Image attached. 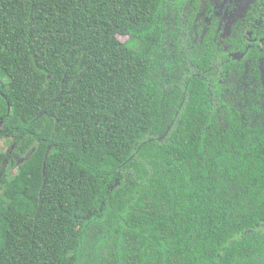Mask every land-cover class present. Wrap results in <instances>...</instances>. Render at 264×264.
<instances>
[{"label":"trees","instance_id":"16d2710c","mask_svg":"<svg viewBox=\"0 0 264 264\" xmlns=\"http://www.w3.org/2000/svg\"><path fill=\"white\" fill-rule=\"evenodd\" d=\"M162 5L0 0V264H264V129L176 69Z\"/></svg>","mask_w":264,"mask_h":264},{"label":"flooded vegetation","instance_id":"af4514ba","mask_svg":"<svg viewBox=\"0 0 264 264\" xmlns=\"http://www.w3.org/2000/svg\"><path fill=\"white\" fill-rule=\"evenodd\" d=\"M162 6L160 47L176 69L188 60L184 70L203 75L210 106L224 111L220 118L231 113L243 126L264 129V0H163ZM197 53L199 65L192 60Z\"/></svg>","mask_w":264,"mask_h":264},{"label":"rangeland","instance_id":"374dc122","mask_svg":"<svg viewBox=\"0 0 264 264\" xmlns=\"http://www.w3.org/2000/svg\"><path fill=\"white\" fill-rule=\"evenodd\" d=\"M121 38H122V40H124V37H121ZM0 148H2V147H1V144H0Z\"/></svg>","mask_w":264,"mask_h":264}]
</instances>
